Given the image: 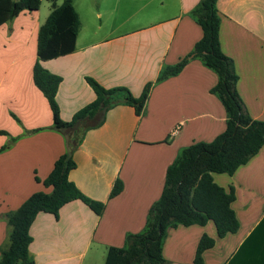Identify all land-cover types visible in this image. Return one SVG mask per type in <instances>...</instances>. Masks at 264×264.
Here are the masks:
<instances>
[{
    "label": "crops",
    "instance_id": "obj_1",
    "mask_svg": "<svg viewBox=\"0 0 264 264\" xmlns=\"http://www.w3.org/2000/svg\"><path fill=\"white\" fill-rule=\"evenodd\" d=\"M198 3L73 0L80 22L75 50L40 61L61 78L56 94L61 119L70 121L95 100L86 78L106 89L126 87L139 97L164 66L177 64L201 38L200 27L189 16ZM41 8L42 0L38 11H23L0 26V131L8 134L0 135V149L16 138L0 152V250L7 241L2 216L32 194L51 191L34 178L44 180L66 151L65 136L51 129V110L32 78L37 33L50 13V6ZM217 9L220 46L233 60L237 92L250 117L264 121V0H217ZM216 80L199 60H191L177 76L152 87L142 117L118 105L99 127L94 126L100 116L79 123L84 139L73 153L76 167L69 180L105 208L97 216L75 200L59 210L57 219L39 213L29 229L33 264H85L89 253L105 262L109 247H122L126 234L143 230L179 151L211 142L225 129L224 108L210 93ZM212 179L226 191L233 188L238 231L218 239L211 222L169 229L164 259L193 264L198 241L206 234L215 245L203 253L204 264H264V146L233 175L212 174ZM116 180L123 189L109 199Z\"/></svg>",
    "mask_w": 264,
    "mask_h": 264
},
{
    "label": "trees",
    "instance_id": "obj_2",
    "mask_svg": "<svg viewBox=\"0 0 264 264\" xmlns=\"http://www.w3.org/2000/svg\"><path fill=\"white\" fill-rule=\"evenodd\" d=\"M50 13L37 33V61L33 67L34 86L47 100L52 114L51 129L65 136L66 151L53 164L49 175L35 182L50 188L49 193L32 194L18 209L2 216L7 227V241L0 250V264H33L28 248L32 242L29 229L39 213L58 218L59 210L67 203L79 200L94 214L101 216L104 204L85 196L69 180L75 169L74 151L81 145L84 135L77 126L84 120L100 116L94 127L104 122L105 114L118 105L133 109L135 115L145 114L146 103L152 87L166 79L177 76L191 60H199L216 75V84L210 93L222 104L226 120L225 129L211 142H196L179 151L165 172L164 186L159 199L147 213L143 230L125 235L122 247H109L104 264H170L162 255L167 231L178 226H205L211 222L218 239L234 234L239 223L231 208L235 200L233 188L228 191L213 182L212 174L233 175L238 167L245 165L264 146V121L254 120L248 114L237 92L238 75L233 60L226 56L220 46V15L217 0H199L189 16L200 27L202 36L193 49L173 66H164L154 83L144 86L139 97H134L126 87L106 89L94 79L86 78L95 94V100L79 110L70 121L60 117L56 94L61 78L49 73L40 61L56 59L71 54L80 22L73 8V0H49ZM41 0H0V26L10 22L21 12L39 10ZM40 129L30 131L35 133ZM0 135H8L0 131ZM16 138L0 149L9 148ZM123 189L120 180L114 183L109 199ZM215 240L206 234L198 241L193 264H204L203 253L212 249Z\"/></svg>",
    "mask_w": 264,
    "mask_h": 264
},
{
    "label": "rangeland",
    "instance_id": "obj_3",
    "mask_svg": "<svg viewBox=\"0 0 264 264\" xmlns=\"http://www.w3.org/2000/svg\"><path fill=\"white\" fill-rule=\"evenodd\" d=\"M61 3V0L58 2V5ZM51 4H50V1L49 0H42V10H45L47 7H49ZM41 10V11H42ZM104 20V19H103ZM92 255L91 253L88 254V257L86 258V262L85 264H104V259L101 258V255L99 254H96L93 256H90Z\"/></svg>",
    "mask_w": 264,
    "mask_h": 264
}]
</instances>
